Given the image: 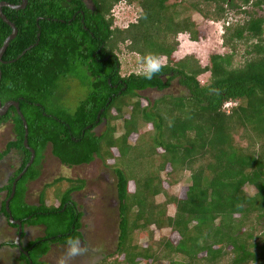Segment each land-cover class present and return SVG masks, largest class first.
Returning a JSON list of instances; mask_svg holds the SVG:
<instances>
[{
  "label": "trees",
  "instance_id": "1",
  "mask_svg": "<svg viewBox=\"0 0 264 264\" xmlns=\"http://www.w3.org/2000/svg\"><path fill=\"white\" fill-rule=\"evenodd\" d=\"M89 1L28 0L23 10L3 8L19 33L0 66V96L3 104L20 103L29 127V146L36 152L34 164L18 183L12 205L23 204L27 186L43 176L51 146L53 156L65 166L89 165L98 158L118 178V250L102 264H161L162 260L171 264H264V237L257 234L264 219V17L227 27L225 45L233 53L214 54L211 65L205 67L193 55L175 57L180 35L189 34L199 42L203 33L192 20L178 21L183 12L178 5L169 6L171 0ZM184 1H192L193 9L217 22L227 17L229 8L264 7V0ZM1 2L23 4L22 0ZM123 2L136 3L141 15L136 23L118 29L114 27L115 11ZM12 33L0 18V49ZM240 42L248 46L244 61L236 65ZM120 43L129 44V51L139 54L144 64L149 55L167 62L150 80L144 73L123 77ZM209 73L211 78L202 83L200 78ZM70 78L85 80L82 84L89 89L88 97L74 112L52 110L49 103L56 99L61 83ZM177 79L186 89L182 96L147 102L140 95L149 89L167 90ZM125 110L130 112L124 120L125 133L115 137L117 128L111 127V138L103 150L104 136H97L94 129L104 121L122 120ZM12 112L0 116V127L13 119L17 137L3 157L19 150L23 161L7 188L8 197L32 158L25 147L24 121L17 109ZM141 122L152 127L150 133H141ZM135 134L141 139L133 144ZM156 160L160 163L155 169ZM169 166L172 178L189 173L185 199L170 197L164 189L161 174ZM63 181L69 186L63 194L66 197H55L60 207L46 208L49 194L44 191L43 206L34 210L25 206L21 216L57 217V227L45 226L48 237L74 242L82 236L78 230L83 215L71 195L84 190L86 184L85 180L60 178L49 185L48 192ZM248 186L256 189L254 195L247 192ZM162 195L167 201L159 204L156 200ZM170 205L176 207L175 217L168 216ZM29 211L35 215H28ZM2 212L8 215L5 204ZM153 227L171 229L181 235V241L175 244L163 238L158 243ZM141 237L151 245L141 246ZM46 252L43 247L41 255ZM111 259L114 263L108 262Z\"/></svg>",
  "mask_w": 264,
  "mask_h": 264
},
{
  "label": "rangeland",
  "instance_id": "2",
  "mask_svg": "<svg viewBox=\"0 0 264 264\" xmlns=\"http://www.w3.org/2000/svg\"><path fill=\"white\" fill-rule=\"evenodd\" d=\"M88 2L91 3L89 0ZM191 2L192 1L183 2V0H171L168 4L169 6H180L178 7V10L183 13L179 15L178 21L186 19L192 20L195 24H197L198 28L203 33V37L199 42L192 41L189 34L180 35L179 40L181 41V46L178 52L175 54V57L177 59H182L185 56L193 55L200 59L202 66L205 67L211 65L212 55L233 53L231 48L225 45V35L227 27L243 25L252 17H264V7L262 9H258L251 4L249 6L243 7L242 10H232L230 8H227V17L222 21L217 22L208 20L203 17L200 13L192 8ZM115 13L116 19L114 27L118 29H126L132 23H136L138 21L141 15V8L136 3L128 5L123 2L116 9ZM128 45L129 44L127 43H120L118 45V54L123 66L121 75L123 77H127L133 73L143 74L147 70L146 64L143 63L142 58L139 54L129 51ZM247 46V43H237V52L235 54L236 65H240L244 61L243 55L245 54ZM160 62L161 65H163L167 61L166 59H163ZM210 78L211 75L209 73L201 77L200 81L202 83H207ZM84 81L85 80L83 78L82 82L77 78H70L63 82L61 81V87H59V92L56 96V99L54 100V102L49 103L50 108H52V110L54 111L59 109L68 110L70 113L76 111L80 103L83 102L89 94L88 87L82 84L84 83ZM185 93L186 89L177 79L167 90L158 91L156 89H149L144 92H140V95L143 98L147 99V102L148 99L151 102H155L167 96L177 97L182 96ZM147 102H144V104L147 105ZM120 103L123 104L122 101ZM123 116L124 118L122 120H117L113 123L110 121L108 124L102 125L101 127L97 128L94 132L97 136H104L103 138H101L103 150L106 149L105 147L107 146V141L111 138V134H109L111 127L117 128L115 137H120L125 133L126 130L124 127V120H126V118H130V112L128 110H125L123 112ZM139 127L142 134H145L147 132L150 133V130L152 129L151 126L144 125L142 124V122L140 123ZM14 129L15 128L13 122L0 127V186L6 184L9 181V179L19 169L23 161L22 155H20V153L15 150H11L9 155L3 157L5 151H7L8 149V144L11 141L14 142V140L17 139ZM140 139V134H135L132 137L133 142L131 141V143H138ZM144 140L146 141V139ZM45 156V161L43 162V176H41V178H39V180H37L33 185L30 202H36L38 199L37 196L42 193L45 187L49 184H53L60 178L86 180L88 182L86 188L82 193L77 194L76 197L78 199H76L79 200L80 203H82V209H84V211L86 212V215L84 217L83 230L85 232V235H87V245H83L80 243V245L76 246L75 251L70 249L69 252L71 253L70 255L78 253H80L81 255H90V257L92 256L91 259H93L96 257L92 254L95 252V254L99 256V250L97 249H101L100 251H103L104 258H102L103 261L100 264L104 263L106 261L105 259L110 257L111 254L116 253L119 244L121 220L117 192L118 178L116 174L111 170H108L107 166L102 162V160L98 158L89 165L68 168L64 166L61 161H59L55 156H53L51 146L48 148ZM106 157L107 156H105L104 158ZM159 163L160 162L156 160V163L154 164L155 169L159 165ZM117 167V165L114 166V169H116ZM170 173H172V168L169 166L166 172H163L161 174L165 191L170 197L185 199L189 188V173H183L181 177L177 178L168 176V174ZM170 179H172L173 183H170ZM64 183L66 182L63 181L60 186L58 185L55 188H49L50 191L48 193L49 197L47 199V205L51 207H59L61 198L66 197L63 195L68 188H66V186H69V184L66 185ZM4 188L5 187L0 188V192ZM246 190L252 195L256 193V189L251 186H248ZM55 197L60 198V200H56ZM156 201L157 203L162 204L167 201V198L162 195L157 197ZM14 204L17 205V203ZM175 213L176 207L174 205H170L168 207V216L175 217ZM56 219L57 217L53 218L51 216H41L40 218L36 219V223L43 224L45 226L52 225L54 227H57L58 221ZM64 229L67 228H63L62 230ZM151 230L155 231V239L158 243L161 242L163 238L170 239L175 244L181 241V235L173 232L171 229L158 230L156 227H153L151 228ZM2 233L3 232L0 231V234ZM257 234L259 235V237H264V219L260 221L259 227L257 229ZM35 236L37 237V235ZM0 237L2 236L0 235ZM64 242L70 241L66 240ZM139 244L141 246H150L151 242H149L148 238L141 237L139 240ZM65 253L69 254L68 252ZM58 255L61 256L62 252H59ZM1 256H4V254L0 251V257ZM202 257H204V255H202ZM114 261L115 259H111L108 262L114 263ZM177 261L182 260L178 258ZM160 263L171 264L169 260H162Z\"/></svg>",
  "mask_w": 264,
  "mask_h": 264
},
{
  "label": "flooded vegetation",
  "instance_id": "3",
  "mask_svg": "<svg viewBox=\"0 0 264 264\" xmlns=\"http://www.w3.org/2000/svg\"><path fill=\"white\" fill-rule=\"evenodd\" d=\"M13 108L14 107H12L7 112L6 115H3V116L0 115V116L6 117L8 114H10L13 111ZM12 117L15 118L14 112H12ZM10 122H13L14 128H15V123L13 119L7 123H3L1 127ZM105 124H107V121H104L97 128ZM96 129H94V132L96 131ZM15 141H17V139L14 140V142ZM15 151L19 152V150H15ZM75 167H80V166H75ZM75 167H68V168H75ZM16 172L6 184L0 186V188L5 187L0 192V231L3 232L2 234H0L2 236L0 237L1 238L0 251L4 254V256L0 257V264H100L103 261L102 258H104V255H103L104 253L103 251L102 252L100 251L101 249H97L99 250V256L96 255L95 252L92 254L97 259L96 258L91 259L92 256L90 257V255H81L80 253L70 255L71 253L69 252L70 249L71 250L75 249L76 246L80 245V243L83 245H87V238H86L87 235H85V232L83 230L84 217L86 215V212L84 211V209H82V205H81L82 203H80V201L77 200L78 198L76 197L77 194L82 193L84 190L74 191L71 195L72 202H75V204L79 206L80 213L83 215L81 219L82 226L78 230V232L82 234V236L76 239L74 242L71 239H69V241L71 240L70 242H61V241H58L56 237H48L49 236L48 229L45 227V225L36 223V218L33 219L31 216L29 217L21 216V215H25V211H26L24 209L25 206L33 210L37 208H41L43 206L42 194L44 193V191H46V193H49L47 188L49 187L50 184L45 187V189L42 191L41 194H39V196H37L38 197L37 201L34 203H31L29 199L32 196L31 195L32 187L36 183V181L30 182V184L27 186L23 204L19 203V206L18 205L16 206L14 204L12 205V202L14 201L15 198L11 201V206L14 207L12 211L11 206H10L12 217L7 211V206H6V211L8 215H5L2 212L3 205L4 204L6 205L7 201L11 197V196L8 197L9 190L7 188L10 186V181L14 178ZM75 180H79V179H75ZM80 180H83V179H80ZM84 182L86 185L88 184L86 180ZM12 191H13V188H12ZM45 202L46 203L44 204L46 208L48 209L53 208L47 205L48 200H45ZM28 215H35V212L29 211ZM28 220L30 221L28 222ZM74 231L75 230H73V232ZM35 235H37V237ZM42 242H46L45 246H42L40 244ZM43 247L47 248V252L41 255ZM64 251L68 252L69 254L65 253ZM5 252H6V255H5ZM59 252H62L61 256L58 255Z\"/></svg>",
  "mask_w": 264,
  "mask_h": 264
},
{
  "label": "water",
  "instance_id": "4",
  "mask_svg": "<svg viewBox=\"0 0 264 264\" xmlns=\"http://www.w3.org/2000/svg\"><path fill=\"white\" fill-rule=\"evenodd\" d=\"M23 4L22 5H13V4H10V3H6V2H1L0 3V18L4 20L5 23H7L12 29H13V33L7 38V40L5 41L3 47L0 49V66H1V63L3 62V58H4V55L5 53L7 52L11 42L13 40H15L18 36V29L16 27V25L14 23H12L8 18L7 16L4 14L3 12V8L5 7H8V8H12L14 10H23L25 9L27 6H28V0H22ZM26 53V52H25ZM2 78H3V73H2V70H1V67H0V82L2 81ZM14 107L15 109H17V112L19 113V115L21 116L22 120L24 121V124H25V127H26V135H25V146L26 148L31 151L32 153V158L28 164V166L26 167L25 171L16 179L14 185H13V191H12V194H11V197L10 199L7 201V211L8 213L11 215L12 217V214H11V209H10V206H11V201L15 198L16 196V193H17V185H18V182L23 178V176L27 173L28 169L34 164L35 162V159H36V152L29 146V127H28V123L26 121V118L25 116L23 115V113L21 112V108H20V103L19 102H14V101H10L6 104H3L2 103V100H1V96H0V115L3 116V115H6L7 112L12 108Z\"/></svg>",
  "mask_w": 264,
  "mask_h": 264
},
{
  "label": "clouds",
  "instance_id": "5",
  "mask_svg": "<svg viewBox=\"0 0 264 264\" xmlns=\"http://www.w3.org/2000/svg\"><path fill=\"white\" fill-rule=\"evenodd\" d=\"M144 62L146 64V68H147L146 72H144V78L145 79H149L150 80V79L153 78V76L156 73L161 71V62H160V59L158 57L149 55V56L144 58ZM60 206H61V203H60L59 207ZM73 251H75V249H73Z\"/></svg>",
  "mask_w": 264,
  "mask_h": 264
},
{
  "label": "crops",
  "instance_id": "6",
  "mask_svg": "<svg viewBox=\"0 0 264 264\" xmlns=\"http://www.w3.org/2000/svg\"><path fill=\"white\" fill-rule=\"evenodd\" d=\"M29 201H30V199H29Z\"/></svg>",
  "mask_w": 264,
  "mask_h": 264
}]
</instances>
